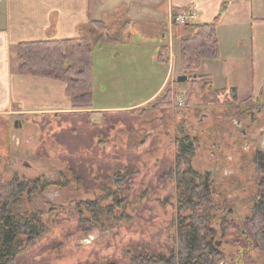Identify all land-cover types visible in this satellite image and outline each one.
<instances>
[{
    "label": "rangeland",
    "instance_id": "374dc122",
    "mask_svg": "<svg viewBox=\"0 0 264 264\" xmlns=\"http://www.w3.org/2000/svg\"><path fill=\"white\" fill-rule=\"evenodd\" d=\"M121 12L106 22L109 36L118 40L93 51V106L108 110L72 106L62 113L0 115V178L39 181L25 201L41 211L45 223L44 234L21 252L17 264H131L137 252L170 256L178 246V219L190 214L181 210L178 164L181 172L193 168L202 180H213L222 194L214 196L215 239L222 242L217 264H264V253L242 235L264 191V136L257 134L246 148L230 119L235 105H260L264 87L236 97L232 90L213 91L199 69L181 64L179 41L192 28L179 25L170 32L167 58L160 46L169 43L168 34L141 39L134 25L130 33L123 31L127 19ZM237 49L244 56L235 70L249 76L251 49ZM168 72L164 90L145 101ZM179 75L189 79L180 83ZM61 91L58 85V99H68ZM247 122L250 133L264 128V109ZM183 138L194 145L191 157L179 147ZM225 206L229 212L221 215Z\"/></svg>",
    "mask_w": 264,
    "mask_h": 264
},
{
    "label": "crops",
    "instance_id": "0c3cea01",
    "mask_svg": "<svg viewBox=\"0 0 264 264\" xmlns=\"http://www.w3.org/2000/svg\"><path fill=\"white\" fill-rule=\"evenodd\" d=\"M254 0H0V115H30L39 112H68L72 102L66 84L55 79L21 74L18 70V45L23 42L59 40L82 37L97 22H108L125 15L136 32L146 29L151 34L141 39L168 34L169 43L160 46L169 53L174 16L188 17V23H216L220 57L203 62L199 73L210 76L219 89H251L257 93L264 87V5ZM264 1V0H263ZM119 15V16H118ZM143 25L144 27H139ZM183 25L182 30L189 28ZM130 30V29H129ZM130 33V31L127 30ZM181 46V40L179 41ZM251 49L252 70L248 76L241 68L235 70L244 55L240 45ZM160 58L164 55L161 52ZM170 58V57H169ZM181 59V53H180ZM245 62L248 60H244ZM235 71L239 84L235 86ZM242 71V72H241ZM169 72L162 83L145 101L159 95L169 81ZM245 82L242 84L241 82ZM68 99L59 100L57 87ZM65 101V102H64ZM143 101V102H145ZM64 102V103H63ZM142 102V103H143ZM126 107H118L123 109ZM95 110H108L95 107ZM18 120V119H17Z\"/></svg>",
    "mask_w": 264,
    "mask_h": 264
},
{
    "label": "trees",
    "instance_id": "16d2710c",
    "mask_svg": "<svg viewBox=\"0 0 264 264\" xmlns=\"http://www.w3.org/2000/svg\"><path fill=\"white\" fill-rule=\"evenodd\" d=\"M129 25L127 20L123 31L128 30ZM185 25L192 28V33L181 39V64L188 71H197L204 61L220 57L216 23ZM108 32L106 23L97 22L82 37L20 43L18 70L21 74L62 81L74 109L94 108L93 51L97 44L118 40ZM201 78L217 91L210 76ZM231 90L236 97L238 89ZM262 97L260 105L251 107L263 110L264 91ZM179 147L186 156L195 154L194 145L188 138H183ZM177 171L181 210H190L189 215L180 216L177 222V250L170 256L137 252L131 264H217L221 256L215 244L217 223L213 221L218 208L208 182L193 168L181 172V164H178ZM174 172L172 168L171 177ZM38 184L39 181L34 180L6 182L0 178V264H17L21 252L45 232L41 211L27 207L25 201V196L30 197L38 191ZM245 222L247 230L242 235L264 253V191Z\"/></svg>",
    "mask_w": 264,
    "mask_h": 264
},
{
    "label": "flooded vegetation",
    "instance_id": "af4514ba",
    "mask_svg": "<svg viewBox=\"0 0 264 264\" xmlns=\"http://www.w3.org/2000/svg\"><path fill=\"white\" fill-rule=\"evenodd\" d=\"M233 114L230 117L231 120L235 121V127L237 129V134L239 135V133L242 135L243 138L246 139V148H250L252 146V144L255 143L256 141V136L257 134L259 136H264V128H261L259 130H253V133L249 132V128L248 126H250V124L247 122V118L250 117L251 119H254L255 116L257 115V112L260 113V109L248 106L245 107L244 109H240L238 107V105H235V110L232 111ZM247 122V123H246ZM258 152H262V151H258ZM216 154V152H213ZM212 153V155H213ZM256 159V158H255ZM215 172L218 173L217 171H220V165L218 164ZM204 180H206L207 186L209 187L210 191L212 192L213 196H217V197H221L222 194L219 192V190H216V187L214 185L213 180L209 179V178H205ZM227 201V199H225V202ZM229 212V208L228 206H225L224 209L222 211H220L221 215H225ZM244 233V232H242ZM246 234V233H244Z\"/></svg>",
    "mask_w": 264,
    "mask_h": 264
},
{
    "label": "water",
    "instance_id": "95a60500",
    "mask_svg": "<svg viewBox=\"0 0 264 264\" xmlns=\"http://www.w3.org/2000/svg\"><path fill=\"white\" fill-rule=\"evenodd\" d=\"M188 79H189L188 75H179L177 77V81L180 82V83L186 82ZM19 127H21V123H20L19 120H17L16 123H15V128H19ZM215 244L219 248V247H221L222 242L221 241H216Z\"/></svg>",
    "mask_w": 264,
    "mask_h": 264
},
{
    "label": "built area",
    "instance_id": "2783aa9c",
    "mask_svg": "<svg viewBox=\"0 0 264 264\" xmlns=\"http://www.w3.org/2000/svg\"><path fill=\"white\" fill-rule=\"evenodd\" d=\"M188 23V17L183 15H177L173 17L172 26L174 25H185Z\"/></svg>",
    "mask_w": 264,
    "mask_h": 264
}]
</instances>
